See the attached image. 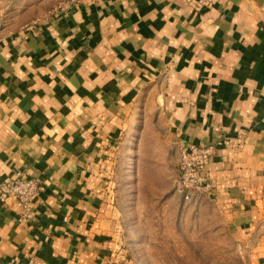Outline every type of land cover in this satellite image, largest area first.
<instances>
[{"label": "crops", "instance_id": "obj_1", "mask_svg": "<svg viewBox=\"0 0 264 264\" xmlns=\"http://www.w3.org/2000/svg\"><path fill=\"white\" fill-rule=\"evenodd\" d=\"M263 129L264 0H0V181L42 182L0 200V264H130L121 179L175 186L180 143L264 264Z\"/></svg>", "mask_w": 264, "mask_h": 264}, {"label": "rangeland", "instance_id": "obj_2", "mask_svg": "<svg viewBox=\"0 0 264 264\" xmlns=\"http://www.w3.org/2000/svg\"><path fill=\"white\" fill-rule=\"evenodd\" d=\"M144 172L119 186L130 264H247L210 204L184 200L172 177Z\"/></svg>", "mask_w": 264, "mask_h": 264}, {"label": "built area", "instance_id": "obj_3", "mask_svg": "<svg viewBox=\"0 0 264 264\" xmlns=\"http://www.w3.org/2000/svg\"><path fill=\"white\" fill-rule=\"evenodd\" d=\"M264 136V129L262 131ZM215 152L213 144L180 143L177 146V172L175 189L184 200H199L210 195L212 183L204 174L205 166ZM42 189L39 178L25 170H17L13 176L0 181V200L13 196L21 207L20 218L29 219V204Z\"/></svg>", "mask_w": 264, "mask_h": 264}]
</instances>
